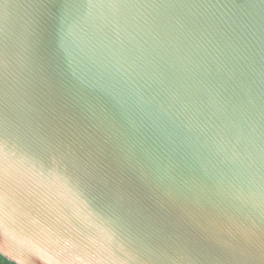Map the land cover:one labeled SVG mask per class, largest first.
Listing matches in <instances>:
<instances>
[{
    "label": "water",
    "instance_id": "95a60500",
    "mask_svg": "<svg viewBox=\"0 0 264 264\" xmlns=\"http://www.w3.org/2000/svg\"><path fill=\"white\" fill-rule=\"evenodd\" d=\"M0 255L264 264V0H0Z\"/></svg>",
    "mask_w": 264,
    "mask_h": 264
},
{
    "label": "trees",
    "instance_id": "16d2710c",
    "mask_svg": "<svg viewBox=\"0 0 264 264\" xmlns=\"http://www.w3.org/2000/svg\"><path fill=\"white\" fill-rule=\"evenodd\" d=\"M0 264H15V263L10 262L9 260H7L6 258L0 255Z\"/></svg>",
    "mask_w": 264,
    "mask_h": 264
},
{
    "label": "snow or ice",
    "instance_id": "6c2138e0",
    "mask_svg": "<svg viewBox=\"0 0 264 264\" xmlns=\"http://www.w3.org/2000/svg\"><path fill=\"white\" fill-rule=\"evenodd\" d=\"M0 179H2V177H0Z\"/></svg>",
    "mask_w": 264,
    "mask_h": 264
}]
</instances>
